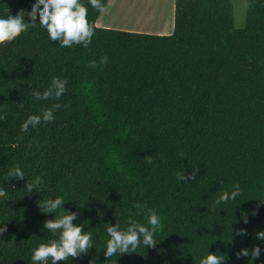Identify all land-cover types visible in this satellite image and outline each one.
Listing matches in <instances>:
<instances>
[{
	"label": "trees",
	"instance_id": "trees-1",
	"mask_svg": "<svg viewBox=\"0 0 264 264\" xmlns=\"http://www.w3.org/2000/svg\"><path fill=\"white\" fill-rule=\"evenodd\" d=\"M246 1L243 29L235 27L232 0H175L171 35L99 28L101 14L89 7L95 34L87 48H59L38 23L0 46V183L10 192L0 199L7 224L0 239L15 244H0V264H28L31 249L49 238L45 220L55 216L38 202L58 193L78 213L73 223L87 220L96 247L67 264H106L105 223L124 224L137 202L159 211L161 240L110 264H199L207 247L223 254L221 264L264 261V252L255 261L236 255L264 248L255 235L264 230L257 200L264 199V0ZM3 2L0 12L13 15L32 4ZM105 55L107 64L88 66ZM53 76L68 81L56 119L22 133L28 115L55 102L30 95ZM15 162L29 180L43 178L41 193H26L27 177L7 180ZM178 171L189 172L190 183L179 182ZM236 183L243 196L214 206ZM237 229L247 235L236 236Z\"/></svg>",
	"mask_w": 264,
	"mask_h": 264
},
{
	"label": "clouds",
	"instance_id": "clouds-1",
	"mask_svg": "<svg viewBox=\"0 0 264 264\" xmlns=\"http://www.w3.org/2000/svg\"><path fill=\"white\" fill-rule=\"evenodd\" d=\"M0 3H4L0 0ZM89 7L94 8L101 15L107 11V5L102 0H32V4L27 12L21 9L15 15L12 12L4 14L0 12V46L5 42H12L22 33H25L35 24L46 30L48 39L58 41L59 48H71L73 45H82L87 48L92 43L95 34V23L90 22L88 18ZM25 15L28 19L25 20ZM108 63V57L101 56L99 61H89V67L96 68ZM68 90V81L60 76H53L49 85L43 91L33 89L30 95L36 100L55 101L50 106L43 108L38 114L28 115L21 123L20 131L27 133L30 128H36L43 123L52 122L56 119V110L62 105L60 98ZM5 119V114L0 111V120ZM184 157V154H180ZM148 163H152L151 156H146ZM197 171V170H196ZM196 171H191V181L195 180ZM7 180L15 178L16 180L27 177L24 168L19 162H15L4 172ZM176 178L179 182L190 183L189 172L178 171ZM44 181L40 175H35L31 180L27 177L24 185L26 193L39 192ZM9 191H6L4 183H0V199L9 198ZM243 196V189L239 183L231 186L230 189L221 191L214 199L213 205L220 206L229 201L235 202L238 197ZM264 203V199H257ZM66 199L64 194H56L54 197L40 199L38 206L41 211L48 214H55L54 218L45 220L43 228L49 230V238L44 242L38 243L31 249L30 261L28 264H57L58 261H65L75 258L81 254H87L90 249L95 247L94 234L92 228L85 230L88 224L73 223L77 219L78 213L64 207ZM240 205V204H239ZM238 205V206H239ZM145 205L137 202L134 205L135 212L128 210L124 224L116 220L115 224L105 223L106 239L104 241V255L108 257L106 264H110L112 257L120 256L124 253L137 252L138 248L155 247L158 240L159 229L161 227V215L156 208H147ZM103 216V213H100ZM143 215L144 222L136 219V216ZM241 219L244 223L248 222L247 213L241 211ZM7 231V224L0 221V236ZM236 236L247 235L246 229H237ZM256 239L264 242V230L258 231ZM232 239V228L230 231ZM15 246L13 240L5 242L0 239V244ZM96 248V247H95ZM206 253L199 259V264H221L225 260L223 254L212 252L209 247L204 248ZM264 252L260 244L254 245L251 249L242 248L236 255L237 257H249L250 261L258 260ZM189 254L191 252L189 251ZM89 264H96V258L89 261ZM116 264V261H115ZM264 264V261H261Z\"/></svg>",
	"mask_w": 264,
	"mask_h": 264
},
{
	"label": "crops",
	"instance_id": "crops-1",
	"mask_svg": "<svg viewBox=\"0 0 264 264\" xmlns=\"http://www.w3.org/2000/svg\"><path fill=\"white\" fill-rule=\"evenodd\" d=\"M151 1V2H150ZM152 5H149V4ZM154 3V4H153ZM147 5V6H146ZM154 5V6H153ZM156 9L157 18L159 19V24L167 21L166 24L161 25L160 28L154 27L153 24L149 25L146 29H136L123 23L114 24L112 17L120 13L121 17L125 18L127 14L140 13L144 12L147 14H156L154 13ZM158 9V10H157ZM171 10L172 15H175V0H109L107 5V11L105 14L101 15L97 22L96 26L99 28H108L128 32H138V33H147L153 35H171L174 32V24L169 25L168 19H166L167 11ZM114 13H116L114 15ZM164 14V15H163ZM166 14V15H165ZM166 26V27H163ZM157 28V29H156ZM166 28V29H165ZM144 30V31H142Z\"/></svg>",
	"mask_w": 264,
	"mask_h": 264
},
{
	"label": "rangeland",
	"instance_id": "rangeland-1",
	"mask_svg": "<svg viewBox=\"0 0 264 264\" xmlns=\"http://www.w3.org/2000/svg\"><path fill=\"white\" fill-rule=\"evenodd\" d=\"M232 4H233V7H234L235 27L237 29H243L246 26V7H247V1L246 0H232ZM166 13H167L166 19H168V21H170L169 22V25L171 24V21H172V24H174V15L171 16L172 15V11L171 10H168ZM115 14L116 13H114V15ZM118 15H115L114 17H112L113 20H115L114 21V24H116V25L118 23V22H116V19H117L116 17H118V21L119 22H122L121 21V18L122 17L120 15V13ZM163 24H166V26H167V21L164 22V23H161L160 22V24H156L155 27L160 28L161 25H163ZM166 26H163V27H166ZM142 31H144V30H142Z\"/></svg>",
	"mask_w": 264,
	"mask_h": 264
},
{
	"label": "bare ground",
	"instance_id": "bare-ground-1",
	"mask_svg": "<svg viewBox=\"0 0 264 264\" xmlns=\"http://www.w3.org/2000/svg\"><path fill=\"white\" fill-rule=\"evenodd\" d=\"M149 5H152V4L150 3ZM155 12H156V9H155L154 13ZM116 18H117L116 22L121 23V24L125 23V24H127L126 26L136 28V29H146L147 27H149V25L153 24V26L155 27L156 24H159V19L157 18V12H156V14H147L144 12L127 14L125 16V18H123V17L121 18L122 22L118 21V17H116Z\"/></svg>",
	"mask_w": 264,
	"mask_h": 264
}]
</instances>
